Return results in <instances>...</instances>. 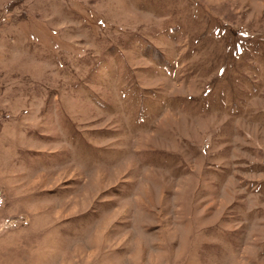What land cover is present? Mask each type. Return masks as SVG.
Here are the masks:
<instances>
[{"label": "rangeland", "instance_id": "1", "mask_svg": "<svg viewBox=\"0 0 264 264\" xmlns=\"http://www.w3.org/2000/svg\"><path fill=\"white\" fill-rule=\"evenodd\" d=\"M0 264H264V0H0Z\"/></svg>", "mask_w": 264, "mask_h": 264}]
</instances>
